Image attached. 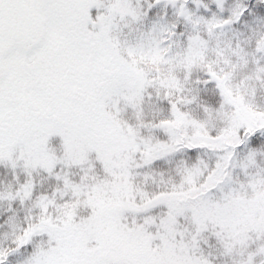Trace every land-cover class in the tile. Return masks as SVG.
<instances>
[{
    "label": "snow or ice",
    "instance_id": "obj_1",
    "mask_svg": "<svg viewBox=\"0 0 264 264\" xmlns=\"http://www.w3.org/2000/svg\"><path fill=\"white\" fill-rule=\"evenodd\" d=\"M0 264H264V0H0Z\"/></svg>",
    "mask_w": 264,
    "mask_h": 264
}]
</instances>
